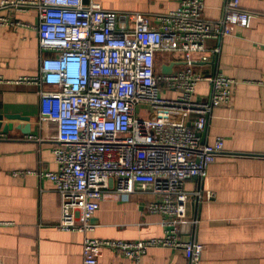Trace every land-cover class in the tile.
Returning a JSON list of instances; mask_svg holds the SVG:
<instances>
[{"label": "built area", "instance_id": "2783aa9c", "mask_svg": "<svg viewBox=\"0 0 264 264\" xmlns=\"http://www.w3.org/2000/svg\"><path fill=\"white\" fill-rule=\"evenodd\" d=\"M0 8L38 11V75L13 81L0 76V83L37 86L40 121L56 125L58 169L38 174L53 181L60 195L58 227L94 230L92 219L111 188L119 194L153 193L147 211L164 216L162 237L126 241L86 236L84 263L97 264L107 249L142 264L149 248L170 247L183 250L190 264H200L203 246L179 237V226L188 220L185 183L206 178L224 150L223 138L204 143L200 133L214 108L231 102L235 80L204 74L196 65L209 59L204 54L208 39L232 34L236 26L249 27L252 14L240 0H227L224 16L214 26L203 17L205 0H182L156 21L139 11L105 9L94 0H0ZM0 25L26 24L0 15ZM157 52H180L185 64L172 74L157 75ZM201 81L211 85L206 100L195 98ZM161 82L177 96H163ZM139 106L196 118L191 126L140 117Z\"/></svg>", "mask_w": 264, "mask_h": 264}, {"label": "crops", "instance_id": "0c3cea01", "mask_svg": "<svg viewBox=\"0 0 264 264\" xmlns=\"http://www.w3.org/2000/svg\"><path fill=\"white\" fill-rule=\"evenodd\" d=\"M94 1L109 10L143 12L156 21L182 0ZM226 2L205 0L203 17L214 26L223 18ZM240 6L252 14L250 26H236L232 34L208 39L204 54L209 59L196 65L204 74L222 73L235 80L231 102L214 108L203 139L211 144L223 138L224 150L209 166L206 178L185 183L188 220L179 226V237L203 246L200 264H264V0H240ZM0 15L26 24L0 25V76L13 81L38 75V11L0 8ZM214 48L219 49L217 54L211 52ZM184 64L180 52L156 53L157 75H167L164 65H172L173 73ZM160 86L163 96H177L164 82ZM37 90L32 84L0 83V264H85L86 236L126 241L164 236V216L146 208L156 197L153 193L119 194L115 188L102 199L92 219L94 230L82 233L58 227L60 195L53 181L38 174L58 169L53 153L57 130L54 122L40 121ZM210 95L211 85L199 82L195 98L206 100ZM176 114L169 121L192 126L196 118ZM151 117L160 119L164 114ZM27 123L30 133L22 131ZM141 262L190 264L183 250L170 247L149 248ZM97 264L134 263L105 249Z\"/></svg>", "mask_w": 264, "mask_h": 264}, {"label": "water", "instance_id": "95a60500", "mask_svg": "<svg viewBox=\"0 0 264 264\" xmlns=\"http://www.w3.org/2000/svg\"><path fill=\"white\" fill-rule=\"evenodd\" d=\"M162 72L164 74H172V65H164L162 67ZM9 117H12V118H20V119H24V120H30V118L28 116H22L20 114H10L8 115ZM10 128H12V125H10ZM22 131L25 132V133H30L31 132V123H27L23 128H22ZM205 133H206V129H204L203 132L200 133L201 137H202V141L205 137ZM195 178H198V177H195Z\"/></svg>", "mask_w": 264, "mask_h": 264}, {"label": "rangeland", "instance_id": "374dc122", "mask_svg": "<svg viewBox=\"0 0 264 264\" xmlns=\"http://www.w3.org/2000/svg\"><path fill=\"white\" fill-rule=\"evenodd\" d=\"M149 109L150 108H146L145 106H139L138 115L140 117H151L152 112ZM171 115H177V114L175 112L174 113H168V112L164 113V119L166 120V122H171V121H169V118L171 117ZM161 119H163V118H161Z\"/></svg>", "mask_w": 264, "mask_h": 264}]
</instances>
